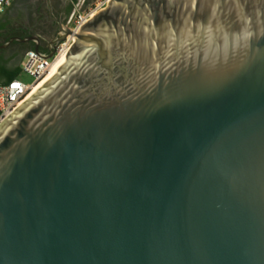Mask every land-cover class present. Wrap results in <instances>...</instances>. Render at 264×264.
Listing matches in <instances>:
<instances>
[{
    "label": "water",
    "instance_id": "95a60500",
    "mask_svg": "<svg viewBox=\"0 0 264 264\" xmlns=\"http://www.w3.org/2000/svg\"><path fill=\"white\" fill-rule=\"evenodd\" d=\"M0 264H264V0L83 22L0 124Z\"/></svg>",
    "mask_w": 264,
    "mask_h": 264
},
{
    "label": "built area",
    "instance_id": "2783aa9c",
    "mask_svg": "<svg viewBox=\"0 0 264 264\" xmlns=\"http://www.w3.org/2000/svg\"><path fill=\"white\" fill-rule=\"evenodd\" d=\"M13 1L0 0V13L11 6ZM69 1L72 5L71 12L62 22L68 33L56 44L53 53L47 56L44 52L27 50L20 63V75L8 82L0 83V124L33 94L40 81L50 72L52 65L66 54L82 23L91 15L106 9L109 3V0H92L85 5L86 0ZM22 75L29 76L31 80L29 82L22 80L20 78Z\"/></svg>",
    "mask_w": 264,
    "mask_h": 264
},
{
    "label": "flooded vegetation",
    "instance_id": "af4514ba",
    "mask_svg": "<svg viewBox=\"0 0 264 264\" xmlns=\"http://www.w3.org/2000/svg\"><path fill=\"white\" fill-rule=\"evenodd\" d=\"M16 1L17 0H14L11 7L8 8L2 18H0V21L6 24V29L12 31V35L7 41H10V43L5 47H1L4 43L0 44V50L3 49V60H7L12 56V59L7 62L9 67L15 65L16 60L25 54L27 50H30L31 46L34 47L36 43L34 40L13 43V41H11L12 38L38 36L51 40L59 31V25L62 23L50 10V0H24L21 6H15ZM59 1L60 0H57V3ZM12 11H15V19H11L9 16ZM2 41L3 40L0 39V43Z\"/></svg>",
    "mask_w": 264,
    "mask_h": 264
},
{
    "label": "trees",
    "instance_id": "16d2710c",
    "mask_svg": "<svg viewBox=\"0 0 264 264\" xmlns=\"http://www.w3.org/2000/svg\"><path fill=\"white\" fill-rule=\"evenodd\" d=\"M11 32V30L6 29V24L0 21V39L3 40L0 44H3L9 40L10 36L12 35ZM17 42L18 41H13V43ZM30 49H33V46H31ZM2 51L3 49L0 50V83H5L18 77L21 73V68L20 65L9 67L7 62L12 59V56H10L7 60H3Z\"/></svg>",
    "mask_w": 264,
    "mask_h": 264
},
{
    "label": "crops",
    "instance_id": "0c3cea01",
    "mask_svg": "<svg viewBox=\"0 0 264 264\" xmlns=\"http://www.w3.org/2000/svg\"><path fill=\"white\" fill-rule=\"evenodd\" d=\"M49 8L53 12V14L61 20V22H64L70 15L71 3L69 0H60L58 3H57V0H50ZM40 38H41V47L44 50L47 46L46 40H49V39L45 37L44 38L40 37ZM17 61L15 65H13L12 67L16 65H20L21 59L19 58V60Z\"/></svg>",
    "mask_w": 264,
    "mask_h": 264
},
{
    "label": "rangeland",
    "instance_id": "374dc122",
    "mask_svg": "<svg viewBox=\"0 0 264 264\" xmlns=\"http://www.w3.org/2000/svg\"><path fill=\"white\" fill-rule=\"evenodd\" d=\"M22 1H24V0H17L15 6H21V5L23 4ZM44 5H45V3H44ZM45 6H46V5H45ZM45 6H44V10H45ZM10 7H11V6H9L8 8H10ZM8 8H6L2 13H0V18H2L3 14H5V12H6V10H7ZM46 8H47V6H46ZM9 16H10L11 19H15V18H16V17H15V11H12V13H10ZM23 56H24V55L20 56V59H21V60H22ZM17 60H19V58H18ZM17 60H16V61H17ZM17 62H18V61H17ZM20 63H21V62H20ZM20 78H21L22 80L26 81V82H29V81L31 80L30 77L27 76V75H22Z\"/></svg>",
    "mask_w": 264,
    "mask_h": 264
},
{
    "label": "bare ground",
    "instance_id": "6f19581e",
    "mask_svg": "<svg viewBox=\"0 0 264 264\" xmlns=\"http://www.w3.org/2000/svg\"><path fill=\"white\" fill-rule=\"evenodd\" d=\"M56 64H57V63H55V64L52 65L50 71L54 68V66H55ZM49 73H50V72H49ZM49 73H48V74H49ZM48 74H47V75H48ZM47 75H46V76H47ZM46 76H45V77H46ZM45 77H44V78H45ZM44 78L40 81V83L37 85V87L34 89V91L42 85V83L44 82ZM34 91H33V93H34Z\"/></svg>",
    "mask_w": 264,
    "mask_h": 264
}]
</instances>
